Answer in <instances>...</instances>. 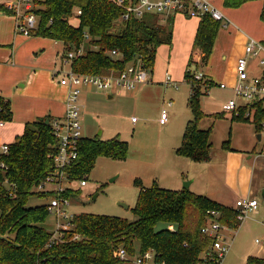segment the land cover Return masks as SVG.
<instances>
[{"label": "trees", "instance_id": "trees-1", "mask_svg": "<svg viewBox=\"0 0 264 264\" xmlns=\"http://www.w3.org/2000/svg\"><path fill=\"white\" fill-rule=\"evenodd\" d=\"M247 1L250 0H225V4L240 6ZM77 10L81 14L77 15ZM33 11L39 15L33 33L63 42L64 57L69 50L83 45L84 54L71 61V67L82 73H120L137 59L153 72L158 46L171 45L173 40L172 17L162 22L157 14L145 15L117 25L115 21L123 10L112 0H35ZM73 17L78 19L77 23L72 21ZM261 19L264 21V8ZM220 25L209 15L199 21L193 49L200 51L204 64L210 58ZM86 34L89 39L85 38ZM111 50H117L119 57L110 55ZM194 55L185 71L186 81L192 86L193 117L186 124L177 153L194 162H206L211 158V128L202 129L198 123L205 116L200 97L208 94L212 80L204 81L207 84L204 89L202 81L194 80L195 72L190 70L194 63L198 65ZM0 107V116L10 120L9 102L0 97ZM262 117L264 112L258 109L257 118ZM233 118L247 121L242 115ZM51 121L46 116L26 123L23 134L10 144L8 154L0 156L7 166L0 167V264H130L120 258V249L130 256L151 250L155 264H199L212 244V238L202 231L209 210L218 211L220 221L229 228L237 229L241 225L236 208L189 188L171 190L155 182L146 186L135 178L138 196L133 208L134 220L114 215L75 214L73 227L55 238L54 232L44 226L50 214L47 204L28 206L34 195L47 197L35 188L53 169L52 155L57 140ZM128 151L129 143L119 136L110 140L83 137L79 159L70 171L75 178H87L98 156L124 160ZM159 222L173 223L175 230L158 229ZM246 264H264V257L250 255Z\"/></svg>", "mask_w": 264, "mask_h": 264}, {"label": "rangeland", "instance_id": "rangeland-1", "mask_svg": "<svg viewBox=\"0 0 264 264\" xmlns=\"http://www.w3.org/2000/svg\"><path fill=\"white\" fill-rule=\"evenodd\" d=\"M10 1L14 4L19 2V0ZM4 3L6 2L0 0V5H4ZM216 3L219 5L221 1L216 0ZM0 14L2 27L10 20L15 22V15L8 13L6 9L0 8ZM150 16L152 13L146 14V17ZM156 16L160 18L163 15L157 14ZM180 16L176 17V20L181 19ZM185 18L192 20L186 16ZM194 19L200 21L198 18ZM72 21L77 23L78 19L73 17ZM223 26L221 24L220 31L218 30L221 32L220 36L225 33V29L222 30ZM13 35V32L11 36L3 34L0 36V40H6L7 43L4 44L10 45V38H13ZM18 35L31 37L22 33ZM247 38L262 41L252 35H248ZM221 40L226 43L229 38L222 36ZM178 43L179 53L175 55L176 61H173L174 47L171 48V45L168 44L158 46L156 58L158 62L164 60L169 65L168 71L174 80L185 81L180 83L179 88L167 87L157 81L140 85L132 91L121 90L118 87H114L110 91L99 90L92 86L82 87L80 113L83 137L110 140L119 136L120 140L129 143V151L124 160L107 156L97 157L94 167L87 175L88 184L72 194L70 211L73 214L114 215L134 220L136 216L133 213V208L138 196V188L134 184L136 176L151 185L155 182L160 187L171 190H181L184 188L185 181L192 180L188 187L191 191L211 197L212 192H224L221 178L229 162L228 154L231 144L235 148L250 146L249 149L252 153L264 154V141L257 139L256 127L250 119L245 118V113L241 112L240 114L247 121L234 119L232 112H223L222 107L230 100L232 93L219 86L221 83H225L227 76V69L223 66L224 54L222 51L211 52L208 62L204 64L200 59L199 50L191 51L189 44V51L186 52L187 44L184 38H179ZM8 45L3 47L10 48ZM173 46H175L174 39ZM185 52L188 55L187 59ZM9 53L10 51L3 53L1 57L3 62L8 58ZM193 53L196 54L193 59L195 58L198 65L194 63L190 67L192 73L202 71L210 78L206 72L209 73L210 70L216 72L210 78L212 86L209 88L208 94L200 97L201 108L205 116L199 120L198 125L202 129L211 128V158L206 162H193L177 153L186 124L193 117L190 107L192 86L186 81L185 76L186 64L191 58L190 54ZM62 57L63 63L65 58L63 55ZM7 62L11 63L10 60ZM166 71H164L163 78H165ZM154 72L155 80L157 70ZM59 77L60 75L55 76L53 73L51 79L59 83ZM202 83V88H207V84L204 81ZM116 91L118 92L116 93ZM109 92L114 98H109ZM233 96L236 98L235 94ZM169 101H172L171 105L168 104ZM243 101L240 99V102ZM21 104L23 103L20 101ZM163 109L168 111L169 118L166 124L161 125L159 119ZM133 118H135L134 121ZM262 157L260 165L262 162L264 163V156ZM257 197L260 214H249L237 229L231 228L225 232L231 240V247L218 264H246V260L251 254L264 257V243L256 242L257 239L263 240L264 238V195L257 193ZM49 200V197L34 195L29 199L28 206L46 204ZM120 202L127 206L119 204ZM44 226L52 232L57 230L53 214H49ZM164 227L175 230L176 225L164 222H159L157 225L158 229ZM138 255L136 253L131 256L128 263L136 264ZM147 264L155 263L151 260Z\"/></svg>", "mask_w": 264, "mask_h": 264}, {"label": "built area", "instance_id": "built-area-1", "mask_svg": "<svg viewBox=\"0 0 264 264\" xmlns=\"http://www.w3.org/2000/svg\"><path fill=\"white\" fill-rule=\"evenodd\" d=\"M123 11L121 16L115 21L118 25L120 21H126L132 17L143 18L146 14H160L169 17L173 14H183L189 18L202 19L209 15L214 20L227 25L228 19L223 12L210 0H112ZM5 7L12 10L16 15V28L18 32L31 35L39 23V15L35 9V0H19L16 4L6 3ZM23 9V14H22ZM81 14L77 10V15ZM89 39V35H85ZM84 47L69 50L64 57V63L70 64L68 68H61L55 71V76L60 75L59 83L68 89V95L65 102V113L62 118H55L51 121L52 130L56 137V151L52 155L53 169L47 175L46 179L36 186L35 190L44 193L49 197L46 203L48 211L54 215L57 230L53 231L54 237L58 238L62 231L73 227V214L70 211L72 205V194L80 187L88 184L87 178H75L70 171L79 159L80 141L83 138L81 124V103L80 95L83 86H92L99 90H111L114 87H123L127 90H133L140 84L151 81V69L146 67L141 59H137L121 71L109 74H89L75 71L71 67V61L84 54ZM113 57H119L117 50L109 51ZM253 62L255 64L253 65ZM256 69V70H255ZM237 82L232 87L236 98L226 102L222 109L223 112H232L233 115L245 113V118L250 119L262 133L264 141V117L257 118L258 109L264 112V43L262 41L249 38L244 54L240 56L236 63ZM195 81H206L208 77L202 72L194 73ZM166 86L179 87L173 81L170 75L165 80ZM222 89H229V85L221 83ZM209 91V90H208ZM243 99V102H240ZM169 105L172 101H169ZM1 109V107H0ZM169 118L168 111L163 109L161 112L160 123L164 124ZM258 119V120H257ZM7 120L0 116V128L4 127ZM9 143L0 142V156L8 154ZM0 167L6 169L7 166L0 161ZM78 183V185H75ZM69 192L70 195L65 194ZM237 218L242 223L251 213L259 212V201L256 198L242 197L236 200ZM209 218L206 225L202 228L203 233L212 238L210 251L205 256L203 264H218L227 255L230 250V238L226 235L229 228L219 219L220 213L216 210L208 211ZM60 233V235H57ZM77 235L76 237H78ZM257 243H264L257 239ZM121 259L129 261L131 256L124 250H119ZM208 259V260H207ZM210 259V262H209ZM154 261V252L151 250L136 256V264H147Z\"/></svg>", "mask_w": 264, "mask_h": 264}, {"label": "crops", "instance_id": "crops-1", "mask_svg": "<svg viewBox=\"0 0 264 264\" xmlns=\"http://www.w3.org/2000/svg\"><path fill=\"white\" fill-rule=\"evenodd\" d=\"M210 1L215 4L228 19L227 25L221 23L224 25L222 30L225 29V33L220 36L219 33L221 32H218L212 53L221 50L222 54H224L223 66L227 69L225 83L229 85L228 90L232 93L229 99H232L234 97L233 94H235L232 87H234L237 82L236 63L238 58L244 54V48L249 39L247 38L248 35L259 38L264 43V21L261 19L264 0H250L238 7L227 6L225 0H220L221 4L219 5L216 3V0ZM3 2L11 3L12 1L3 0ZM6 3H4V5ZM4 9H6L8 13L15 15L12 10L6 7ZM177 15H182L180 16L181 19L176 20V17H178ZM185 16L186 15L183 14H173L169 16L174 20L173 39L175 40V46H173V40L171 44V48L174 47L173 61H176L175 55L179 53V38L185 39L187 44L186 52L189 51V44L191 51L194 50L193 45L199 20L194 19L196 17L189 20L186 19ZM167 18L166 16H162L160 17V21L165 22ZM17 31L16 15L14 23L10 20L6 22L3 27L0 25V36L3 34L11 36L12 32L14 34L13 38H10V45L4 44L7 43L6 40H0V97L9 102L10 111L12 113V118L10 120L6 119V125L0 128V142L9 144L16 141V139L23 134L25 125L28 122H34L46 116L51 117L52 120L55 118H62L65 113V102L68 95L67 87L65 88L64 85L56 83L51 79L55 71H59L61 68H68L70 65L65 64L64 61L62 63V55L64 56L63 42L38 36L34 33L29 35L31 37H22L18 35L20 33ZM222 36L228 37L229 40L223 43L221 40ZM5 45L10 46V48L3 47ZM6 51H10V53L5 62H3L1 57ZM186 52L185 56L187 59L188 55ZM9 60L11 61L10 64L7 62ZM254 64L255 62H253V65ZM168 66L169 65H167L164 60L158 62L156 58L151 81L145 84L157 81L165 85L166 77L170 75ZM155 70H157V75L154 80L153 75L155 74ZM165 70L167 71L165 78H163ZM206 74L212 78V75H215L216 72L210 70L209 73L206 72ZM173 81L178 85L185 82L174 79ZM118 88L127 90L123 87ZM118 88L117 90H119ZM117 92L118 91H116V93ZM112 93L115 94V92ZM108 96L109 98H114L110 92ZM24 99H26V101H24ZM20 101L23 104L20 105ZM134 120L135 118H133V121ZM255 127L257 139L263 141L261 131L256 125ZM8 138L14 139L10 140ZM230 147L228 154L229 162L221 178L224 192H212L210 198L224 205L236 208L235 203L239 198L250 197L258 200L257 193H262L264 195V163L262 162V165H260V158H263L262 156H264V154L257 152L252 153L249 149L250 146L235 148V146L231 144ZM136 178L141 179L146 186L151 185V183L149 184L141 177L136 176ZM186 182L188 181H185L184 184ZM191 183L192 180H190V184ZM254 214H260V209L258 213Z\"/></svg>", "mask_w": 264, "mask_h": 264}, {"label": "water", "instance_id": "water-1", "mask_svg": "<svg viewBox=\"0 0 264 264\" xmlns=\"http://www.w3.org/2000/svg\"><path fill=\"white\" fill-rule=\"evenodd\" d=\"M46 122H49V120H46ZM189 184H190V181L186 182V183L184 184V187H185V188H188V187H189ZM119 204H121V205H125V203H123V202H120ZM125 206H127V205H125Z\"/></svg>", "mask_w": 264, "mask_h": 264}]
</instances>
